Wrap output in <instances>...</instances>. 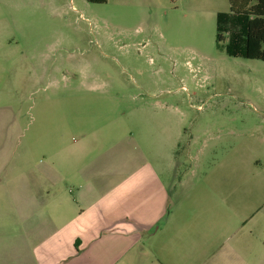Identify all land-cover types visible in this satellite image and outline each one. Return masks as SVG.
Listing matches in <instances>:
<instances>
[{"label": "rangeland", "instance_id": "obj_1", "mask_svg": "<svg viewBox=\"0 0 264 264\" xmlns=\"http://www.w3.org/2000/svg\"><path fill=\"white\" fill-rule=\"evenodd\" d=\"M223 1L0 0L1 195L163 186L159 235L264 264V62L217 44Z\"/></svg>", "mask_w": 264, "mask_h": 264}, {"label": "crops", "instance_id": "obj_2", "mask_svg": "<svg viewBox=\"0 0 264 264\" xmlns=\"http://www.w3.org/2000/svg\"><path fill=\"white\" fill-rule=\"evenodd\" d=\"M198 1L195 12L210 8L206 1L211 9L215 3L225 5L223 0H188ZM33 174L37 180L49 181L51 176L49 166ZM135 190L98 187L88 178L77 190H69L74 195L70 201L65 200V188L40 182L13 188L7 198L0 192V264H227L230 258L241 262V251L205 249L203 234L197 236L199 241L181 228L159 235L168 189H155L151 203L145 191Z\"/></svg>", "mask_w": 264, "mask_h": 264}, {"label": "trees", "instance_id": "obj_3", "mask_svg": "<svg viewBox=\"0 0 264 264\" xmlns=\"http://www.w3.org/2000/svg\"><path fill=\"white\" fill-rule=\"evenodd\" d=\"M103 4L107 0H87ZM229 12L216 15L217 44L231 57L264 62V0H228Z\"/></svg>", "mask_w": 264, "mask_h": 264}]
</instances>
